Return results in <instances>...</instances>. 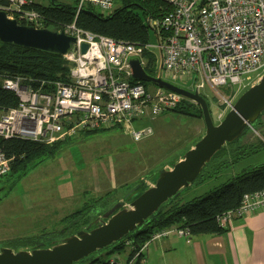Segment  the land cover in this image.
I'll list each match as a JSON object with an SVG mask.
<instances>
[{"label": "built area", "instance_id": "1", "mask_svg": "<svg viewBox=\"0 0 264 264\" xmlns=\"http://www.w3.org/2000/svg\"><path fill=\"white\" fill-rule=\"evenodd\" d=\"M10 18L35 28L44 27V17L32 8L34 0H2ZM77 12L85 4L109 14L116 0H75ZM172 6L160 19L148 18L156 41L116 40L84 30L72 23L62 31L75 38L63 55L69 72L65 80H38L26 76H7L3 88L18 102L0 109V138L21 139L52 146L79 132L122 128L135 141L153 134L151 127L135 128V122L176 109L184 96L155 86L148 88L132 78L131 58L142 66L150 63L162 77L177 85L191 82L201 93L211 88L224 107L223 119L232 107L239 89L264 72V0H163ZM151 37V35H150ZM88 48L82 53V45ZM73 48L76 50L74 51ZM155 61L156 65L155 66ZM158 63V64H157ZM35 82L36 83L35 85ZM180 86V85H179ZM202 94V93H201ZM15 157L0 150V179L7 176ZM264 209V189L246 193L240 205L218 216V224L228 229L236 218ZM171 235L190 239L188 228L171 226L155 232L139 248L128 264L143 253L148 244ZM132 248V242L127 241ZM111 264H120L112 259Z\"/></svg>", "mask_w": 264, "mask_h": 264}, {"label": "rangeland", "instance_id": "2", "mask_svg": "<svg viewBox=\"0 0 264 264\" xmlns=\"http://www.w3.org/2000/svg\"><path fill=\"white\" fill-rule=\"evenodd\" d=\"M34 1L45 5L52 2ZM54 1L69 6L76 5L75 0ZM119 6L120 2L115 1L114 8ZM150 35L151 41L155 42V33L150 30ZM256 76L253 75L254 80ZM252 82L239 89L234 102ZM178 84L184 88L192 87L191 82L179 81ZM147 87L152 89L155 85L149 84ZM201 93L209 101L215 123H219V117L224 112L223 102L215 97L209 87ZM190 112L195 113V109L191 108ZM134 127H151L153 134L137 142L120 127L98 132L82 131L60 143L51 153L27 162L26 170L22 169L14 175L9 174L1 178L0 186L7 180L17 181L12 189L0 193V248L19 249L29 245H47L60 239L64 235L62 232L69 225L65 221L69 214L81 209L85 204L93 205L90 209L91 216L96 211H105L123 199L140 179L159 171L178 156H182L206 130L203 119L176 111L163 113L153 119L145 118L142 122H135ZM259 129H251L241 142L257 144L261 140L264 141V128ZM262 162L264 147L237 164L229 163L230 165L224 168L220 166L219 168H223L222 173L200 184H192L181 195V201L187 202L202 196L244 168ZM66 180L73 184V195L63 196L61 192L59 184ZM98 183L101 185L100 192ZM78 220L79 218L73 223ZM80 227L82 229L85 226ZM76 229L77 227H74L73 232ZM127 253L123 251L112 257L123 264Z\"/></svg>", "mask_w": 264, "mask_h": 264}, {"label": "trees", "instance_id": "3", "mask_svg": "<svg viewBox=\"0 0 264 264\" xmlns=\"http://www.w3.org/2000/svg\"><path fill=\"white\" fill-rule=\"evenodd\" d=\"M117 1V0H116ZM121 6L113 8L109 14H103L96 7L85 4L77 12L75 6H69L52 0L45 5L34 2L32 8L41 12L44 17V27L53 31H62L67 25L76 23L84 30L96 34L111 37L116 40H126L130 42H145L150 38V30L147 19H160L169 11L172 6L163 0H118ZM76 2V1H75ZM1 5L7 4L0 0ZM23 24V22H19ZM150 63L146 67L149 74L156 76V70L152 66L154 57H150ZM69 72L68 63L63 55L56 53L26 49L13 44L0 42V109L7 110L17 105V98L11 92L3 88V80L7 76L32 77L36 81L65 80ZM38 82H35V85ZM146 86L151 83L143 82ZM194 108L195 113L190 109ZM182 114H189L202 119V112L199 106H195L189 99H184L179 106L172 110ZM264 128V112L260 118L248 127L237 140L223 147L221 152L215 155L212 161L206 166L203 172L192 184H200L208 178L222 173L223 168L239 161L251 154L261 151L264 141L257 144H243L241 139L246 133ZM99 131V130H98ZM93 131V132H98ZM65 142V141H63ZM62 142L52 146L38 142L21 139L0 138V150H3L8 157H15L9 174L14 175L19 170H26L27 162L41 158L47 153H51ZM263 163V162H262ZM229 164V165H228ZM223 168H219V167ZM8 174V175H9ZM17 180H7L2 186L12 189ZM264 189V164H257L249 168H244L241 172L230 177L225 183L214 190L198 196L190 201H181V195L174 197L163 204L156 213L153 214L144 224L130 233L127 237L110 247L100 250L76 264H111V258L116 253L131 250L130 259L134 257L136 251L144 246L152 235L160 230L171 226L188 228L191 236L221 234L227 229L222 228L217 221L218 216L228 210L237 208L246 193ZM101 200V198L99 199ZM97 200V201H99ZM93 205L85 204L81 209L69 214L65 221L69 224L68 231L64 235H69L81 229V225H88L94 218L103 213L99 210L90 215ZM79 220L73 223L74 220ZM77 227L73 232V228ZM83 228V227H82ZM132 242V248L126 244ZM128 260V263L130 262ZM127 263V264H128ZM134 264H141V258Z\"/></svg>", "mask_w": 264, "mask_h": 264}, {"label": "water", "instance_id": "4", "mask_svg": "<svg viewBox=\"0 0 264 264\" xmlns=\"http://www.w3.org/2000/svg\"><path fill=\"white\" fill-rule=\"evenodd\" d=\"M75 38L64 31L20 24L0 10V42L26 49L64 55ZM88 48L82 45V53ZM75 51L76 49L73 48ZM132 78L176 92L197 104L205 134L182 155L159 171L140 179L137 185L88 225L49 244L19 249L0 248V264H76L119 242L141 227L167 201L183 194L224 146L237 140L264 112V73L244 91L219 123H215L208 99L197 87H181L147 72L138 58H131ZM259 164H264L259 163ZM7 186H0V193ZM69 227L62 233L66 234Z\"/></svg>", "mask_w": 264, "mask_h": 264}, {"label": "crops", "instance_id": "5", "mask_svg": "<svg viewBox=\"0 0 264 264\" xmlns=\"http://www.w3.org/2000/svg\"><path fill=\"white\" fill-rule=\"evenodd\" d=\"M59 187L63 196L74 193L69 180L60 182ZM184 239L171 235L150 242L141 264H264V209L236 218L224 233ZM127 252L123 264L130 259L131 250Z\"/></svg>", "mask_w": 264, "mask_h": 264}]
</instances>
